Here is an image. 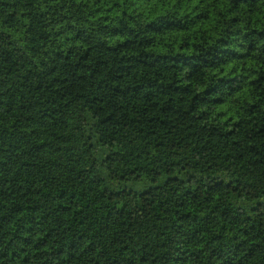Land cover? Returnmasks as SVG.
Segmentation results:
<instances>
[{"label":"trees","instance_id":"obj_1","mask_svg":"<svg viewBox=\"0 0 264 264\" xmlns=\"http://www.w3.org/2000/svg\"><path fill=\"white\" fill-rule=\"evenodd\" d=\"M0 264H264V0H0Z\"/></svg>","mask_w":264,"mask_h":264}]
</instances>
